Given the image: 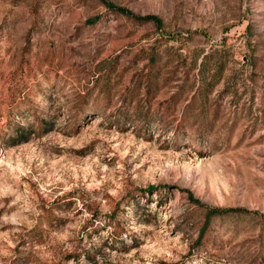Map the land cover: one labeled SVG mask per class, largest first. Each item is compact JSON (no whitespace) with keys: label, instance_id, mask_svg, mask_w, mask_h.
<instances>
[{"label":"rangeland","instance_id":"374dc122","mask_svg":"<svg viewBox=\"0 0 264 264\" xmlns=\"http://www.w3.org/2000/svg\"><path fill=\"white\" fill-rule=\"evenodd\" d=\"M0 264H264V0H0Z\"/></svg>","mask_w":264,"mask_h":264},{"label":"trees","instance_id":"16d2710c","mask_svg":"<svg viewBox=\"0 0 264 264\" xmlns=\"http://www.w3.org/2000/svg\"><path fill=\"white\" fill-rule=\"evenodd\" d=\"M15 139H16L17 143H23V142H26V141H27L26 138H23L21 132H17V133L15 134ZM215 214H216V213L213 212V211H211V210L207 211L206 216H205V219H204V224H203V227H202V229H201L200 236H199V238H198V242H197L198 244L201 243V241H202V240H201V237H203L202 235H203L205 229L207 228V226L209 225V223H210V219H211ZM118 234H119V233H116L115 236H114V238L118 239V237H119Z\"/></svg>","mask_w":264,"mask_h":264}]
</instances>
